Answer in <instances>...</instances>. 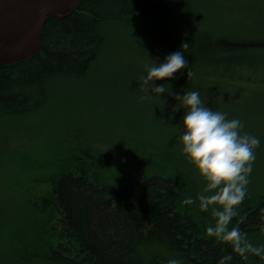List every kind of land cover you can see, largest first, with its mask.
Instances as JSON below:
<instances>
[{
	"label": "trees",
	"instance_id": "obj_1",
	"mask_svg": "<svg viewBox=\"0 0 264 264\" xmlns=\"http://www.w3.org/2000/svg\"><path fill=\"white\" fill-rule=\"evenodd\" d=\"M205 6V0H83L78 10L63 20L48 17L42 51L0 68V122L6 117L26 119L39 111L48 103L50 85L88 78L106 50V26L125 19L172 21L195 8L196 16L192 17L195 22L185 29L188 31L185 34L197 39V48L198 45L203 50L208 48L215 57L190 62L189 70L192 67L229 70L242 63L264 64V58L257 57V52H263L264 48H251L248 43L236 42L238 38L235 37L232 41L226 37L221 40L218 32L222 28L217 25L215 29L211 23L204 22ZM247 52L252 53L249 60L237 57V62L224 63L227 53L243 56ZM184 74H174L175 79H171L178 87L174 94L183 95L189 91L186 83H180V80H187ZM221 82L214 81V84ZM252 90H263L264 94V89ZM257 102L238 108L257 113L262 104L260 100ZM229 107L234 108L233 105ZM172 119L164 118V124L175 131L171 125L176 121ZM89 125L95 128L91 122ZM176 135L170 137L178 160L164 158L152 147L154 144L148 143L142 151L143 162L131 160L132 165L124 167L130 175H126L125 169L100 147L105 143L119 145L115 143L116 137L112 141L91 144L89 151L77 147L64 151L65 155L50 161V169L55 174L49 180L26 173V182L31 185L24 196L32 210L31 226L36 227L25 240L11 244L9 253L25 262L24 258L32 252L50 264H166L170 257H183L186 264H216L231 249L206 235L205 228L213 220L209 213L200 212L198 201L191 206L182 203L189 196L195 200L203 188V181L186 159L180 162L182 146H178ZM119 139L123 140V136ZM27 151L17 155L25 169L31 165ZM145 163L149 166L146 167L149 176L139 178L134 172L144 168ZM168 166L170 170H164ZM41 167L45 168L40 165L37 168ZM260 186L262 189L264 183ZM36 190L41 193L32 195ZM248 190L253 202H247L248 208L240 210L233 223L242 221L240 228L250 239L259 232L257 225L264 216V195H259L257 188L251 190L248 186ZM34 213L42 218L39 224L32 219ZM23 246L25 252L20 250ZM26 264L35 263L28 261ZM232 264L242 262L234 256ZM255 264H264V261L256 259Z\"/></svg>",
	"mask_w": 264,
	"mask_h": 264
},
{
	"label": "rangeland",
	"instance_id": "obj_2",
	"mask_svg": "<svg viewBox=\"0 0 264 264\" xmlns=\"http://www.w3.org/2000/svg\"><path fill=\"white\" fill-rule=\"evenodd\" d=\"M205 1L202 15L203 18L205 16L204 22L211 23L215 29L217 25L222 28L218 32L221 40L226 37L232 41L235 37L238 38L236 42L248 43L251 48H264V0ZM194 16L195 8L172 21L143 22L138 19H125L108 24L106 50L88 78L80 81L68 79L62 84L50 85L48 103L26 119H1L0 264H26L28 261L50 264L44 262L42 257L31 254L32 252L24 258L25 262L19 261L8 251L11 244L25 240L29 237L31 229L36 227L31 226L32 210L29 209L28 200L24 196L31 185L26 182V173L49 180L48 178L55 174L50 169V161L65 155L64 151L76 147L89 151L91 144L112 141L114 137L117 138L115 143L119 145L107 146L105 143L100 147L103 153L125 169L126 175H130L127 168L132 162H143L142 151L144 152L148 143L154 144L155 147H152L164 158L173 162L178 160V153L170 135L177 134L175 139L179 146L180 130L172 125L175 131L169 129L164 124V118L175 119L177 125L183 118L184 109H177L180 104L167 93L163 94L161 99L153 96L151 100L141 103L139 97L144 93L140 90L137 80L140 75L145 74V64L163 62L167 55L179 51L182 43L189 45L187 49H183L189 63L199 61L203 57H215L209 53L208 48L203 50L198 45V49L197 39L185 34L188 32L185 29L195 22L192 19ZM257 53V57L264 58V51ZM251 54L247 52L241 56L227 53L224 63L237 62V57L249 60L248 56ZM190 71L193 73L191 77L185 81L180 80V83H186V89L199 91L201 99L208 107L228 113L229 118H239L244 123L245 130L260 138L261 144L256 150V160L248 186L251 190L257 188L259 195H264V186L259 189L264 183V94L261 93L263 90H252L264 89V84H260L264 82V64L254 66L242 63L232 66L229 70L192 67ZM218 80L222 81L221 84H214V81L219 82ZM192 81L196 83L193 84ZM154 83H169L172 92L178 90L172 80H158ZM165 86L168 87V84ZM258 100L262 104H259L261 108L257 113L238 108L245 103H258ZM230 105L234 108H230ZM89 122L95 128H92ZM119 136H123V140L120 141ZM25 151L29 153L31 164L27 165L26 169L22 167L23 162L17 158V155L21 156ZM183 159L185 157L181 155L180 162ZM39 165L47 167L37 168ZM125 166L127 168H124ZM144 166L134 172L137 177L149 176L146 169L149 167L148 163ZM164 170H170L169 166L164 167ZM39 191L36 190L32 195L41 193ZM248 201L253 202L249 190L239 213L248 208ZM32 219L37 224L42 221L38 213H34ZM36 235L37 233L34 237ZM250 239L254 243H264V233L259 231L250 236ZM20 250L25 252V247ZM33 252L36 253L35 250Z\"/></svg>",
	"mask_w": 264,
	"mask_h": 264
},
{
	"label": "clouds",
	"instance_id": "obj_3",
	"mask_svg": "<svg viewBox=\"0 0 264 264\" xmlns=\"http://www.w3.org/2000/svg\"><path fill=\"white\" fill-rule=\"evenodd\" d=\"M188 47L187 43H182L181 49L167 55L163 62L145 64V74L137 80L144 93L139 101L143 103L153 96L161 99L165 93L179 101L177 109L183 108L184 115L174 127L180 130L181 152L203 181V188L195 200L189 196L182 203L191 206L198 201L200 212L209 213L213 220L205 228L206 235L214 242L230 247L231 251L223 254L216 264H232L234 256L239 257L242 264H255L256 259L264 261V243L252 242L240 228L242 221H233L248 196L260 138L245 130L239 118H229L228 113L208 107L199 91L174 94L169 83H154L170 81L174 74L185 70L187 78L193 75L183 51ZM257 227L264 233V216ZM166 264H186V261L183 257H170Z\"/></svg>",
	"mask_w": 264,
	"mask_h": 264
},
{
	"label": "water",
	"instance_id": "obj_4",
	"mask_svg": "<svg viewBox=\"0 0 264 264\" xmlns=\"http://www.w3.org/2000/svg\"><path fill=\"white\" fill-rule=\"evenodd\" d=\"M83 0H0V68L31 58L42 51L48 17L63 20Z\"/></svg>",
	"mask_w": 264,
	"mask_h": 264
}]
</instances>
